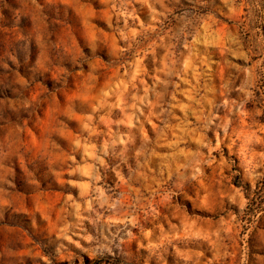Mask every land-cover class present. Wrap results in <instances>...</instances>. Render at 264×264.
Returning a JSON list of instances; mask_svg holds the SVG:
<instances>
[{
	"label": "clouds",
	"instance_id": "9594fccd",
	"mask_svg": "<svg viewBox=\"0 0 264 264\" xmlns=\"http://www.w3.org/2000/svg\"><path fill=\"white\" fill-rule=\"evenodd\" d=\"M250 239L264 0H0V264H264Z\"/></svg>",
	"mask_w": 264,
	"mask_h": 264
},
{
	"label": "rangeland",
	"instance_id": "374dc122",
	"mask_svg": "<svg viewBox=\"0 0 264 264\" xmlns=\"http://www.w3.org/2000/svg\"><path fill=\"white\" fill-rule=\"evenodd\" d=\"M85 14H86V13H85ZM85 23H87V21H85ZM145 63H147V61H145ZM146 83H147V81H146ZM129 90H130V89H129ZM118 102L120 103L121 108L123 109V108H124V100H123V98H122V97L119 98ZM128 119H129L132 123H135V120H134V118H133L131 115L128 116ZM78 122H79V121H77V123H78ZM158 124H159V121H158L155 117H153L152 123L149 124V125H146V127H147L148 129H153V128L156 127ZM152 134H153L152 131H149V132H148V135L151 136ZM209 136L211 137V133H209ZM83 151L86 152V153L88 154V157H89L90 159L94 158V152L92 151V145L85 144L84 147H83ZM108 183L111 185V183H112L111 178H109ZM25 214H26V213H25ZM249 250H250V251H249V258H250V262H251V258H252V256H253V254H254V253H259V250L253 247V243H252L251 239H250V241H249ZM259 254H264V253H259Z\"/></svg>",
	"mask_w": 264,
	"mask_h": 264
}]
</instances>
